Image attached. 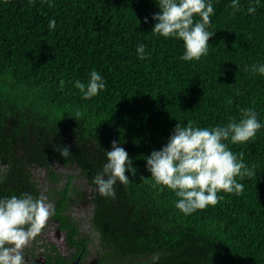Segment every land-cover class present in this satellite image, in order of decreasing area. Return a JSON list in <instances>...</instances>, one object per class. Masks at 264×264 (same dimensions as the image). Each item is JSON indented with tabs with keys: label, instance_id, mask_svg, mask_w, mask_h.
I'll return each mask as SVG.
<instances>
[{
	"label": "trees",
	"instance_id": "1",
	"mask_svg": "<svg viewBox=\"0 0 264 264\" xmlns=\"http://www.w3.org/2000/svg\"><path fill=\"white\" fill-rule=\"evenodd\" d=\"M212 3L207 55L182 61V41L151 33L156 0H0V165L10 166L0 169V196L42 194L73 231L66 214L88 205L102 264H149L156 252L158 264H264V127L228 144L255 174L215 205L185 215L170 190L142 179L145 157L178 122L223 125L251 107L264 123V76L246 70L264 63V0H240L238 11ZM93 69L106 87L84 100L68 81L86 82ZM113 140L136 174L102 197L92 178Z\"/></svg>",
	"mask_w": 264,
	"mask_h": 264
},
{
	"label": "clouds",
	"instance_id": "2",
	"mask_svg": "<svg viewBox=\"0 0 264 264\" xmlns=\"http://www.w3.org/2000/svg\"><path fill=\"white\" fill-rule=\"evenodd\" d=\"M33 3V0H28ZM159 11L152 19L155 24L151 33L164 38L183 42L182 61L199 60L207 55L208 31L211 15L214 14L212 0H156ZM234 11L240 9V0H230ZM249 13L255 8L249 7ZM148 18H145V23ZM50 30L56 27L54 19L49 20ZM145 45L139 43L136 53L140 60L149 55ZM252 74L264 76V63L246 67ZM79 90L81 98L91 99L106 87L105 79L95 69L88 74V80L68 81ZM64 80L60 81L63 88ZM231 101H229L230 103ZM239 120L230 118L223 125L200 127L189 120L177 123L166 144L159 150H152L146 159V170L151 174L153 187L170 190L177 198L174 206L185 215L215 205L223 196L218 193L239 194L244 184L239 182L246 176L255 174V166L249 167L232 152L228 144H242L252 139L264 127L257 118L254 108H241ZM80 113L77 111L76 115ZM70 153L62 146L61 155ZM106 161L101 170L92 178L97 192L102 197H115V186L130 182L126 171L136 174L132 159L116 140L111 142V150L105 151ZM9 165H0L7 171ZM239 177V180L237 179ZM54 212V206L44 195L34 196L30 192L19 195L0 196V264H26L24 247L44 227ZM161 253L152 255L149 264H158Z\"/></svg>",
	"mask_w": 264,
	"mask_h": 264
},
{
	"label": "flooded vegetation",
	"instance_id": "3",
	"mask_svg": "<svg viewBox=\"0 0 264 264\" xmlns=\"http://www.w3.org/2000/svg\"><path fill=\"white\" fill-rule=\"evenodd\" d=\"M51 203L55 211L56 207ZM73 210L66 215L72 219L68 223L76 222L75 230L64 225L53 212L44 227L24 247L26 264H47L48 260L53 264L59 260L64 264H102L104 252L94 230L91 210L84 203L74 205Z\"/></svg>",
	"mask_w": 264,
	"mask_h": 264
}]
</instances>
